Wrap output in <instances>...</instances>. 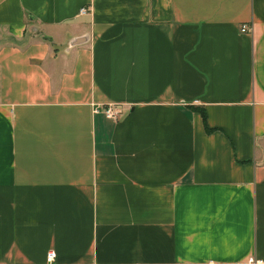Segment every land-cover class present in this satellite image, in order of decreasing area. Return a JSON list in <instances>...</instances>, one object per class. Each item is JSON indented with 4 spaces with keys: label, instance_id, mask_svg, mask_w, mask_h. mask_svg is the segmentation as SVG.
I'll use <instances>...</instances> for the list:
<instances>
[{
    "label": "crops",
    "instance_id": "obj_1",
    "mask_svg": "<svg viewBox=\"0 0 264 264\" xmlns=\"http://www.w3.org/2000/svg\"><path fill=\"white\" fill-rule=\"evenodd\" d=\"M49 252L264 264V0H0V264Z\"/></svg>",
    "mask_w": 264,
    "mask_h": 264
},
{
    "label": "built area",
    "instance_id": "obj_2",
    "mask_svg": "<svg viewBox=\"0 0 264 264\" xmlns=\"http://www.w3.org/2000/svg\"><path fill=\"white\" fill-rule=\"evenodd\" d=\"M88 12H89V9L84 8L81 13L87 14ZM242 31L247 32L248 31L247 27L246 26L243 27ZM95 112L97 114L102 112L107 118L112 119V120H118L120 116V112H118L116 106H107L104 109L96 108ZM55 259H56V254L54 252H49L47 256L48 264H53L55 262ZM246 264H259V262L255 258H250Z\"/></svg>",
    "mask_w": 264,
    "mask_h": 264
},
{
    "label": "trees",
    "instance_id": "obj_3",
    "mask_svg": "<svg viewBox=\"0 0 264 264\" xmlns=\"http://www.w3.org/2000/svg\"><path fill=\"white\" fill-rule=\"evenodd\" d=\"M203 113H204V112H203ZM204 118H205V116H204ZM207 130H208V131H211L209 128H207Z\"/></svg>",
    "mask_w": 264,
    "mask_h": 264
}]
</instances>
